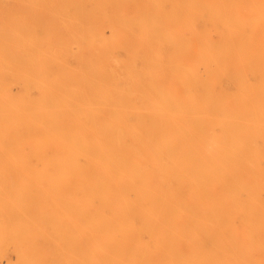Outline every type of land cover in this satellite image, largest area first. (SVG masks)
I'll return each mask as SVG.
<instances>
[{
  "label": "bare ground",
  "instance_id": "bare-ground-1",
  "mask_svg": "<svg viewBox=\"0 0 264 264\" xmlns=\"http://www.w3.org/2000/svg\"><path fill=\"white\" fill-rule=\"evenodd\" d=\"M135 5L133 23H87L65 50L91 68L109 65L108 83L98 82L101 69L88 71L87 125L72 136L75 150L63 167L83 169L85 264H264L263 154L252 147L260 140L264 148V0ZM184 55L214 57L217 70L248 66L257 76L255 84L233 77L231 93L214 94L205 111L212 129L197 149L168 128L170 58ZM55 137L62 144L64 135ZM5 153V163L30 162ZM33 161L50 163L38 155ZM250 162L247 181L248 167L235 163Z\"/></svg>",
  "mask_w": 264,
  "mask_h": 264
},
{
  "label": "rangeland",
  "instance_id": "rangeland-1",
  "mask_svg": "<svg viewBox=\"0 0 264 264\" xmlns=\"http://www.w3.org/2000/svg\"><path fill=\"white\" fill-rule=\"evenodd\" d=\"M135 6V0H0V264H85L83 169L63 167L75 150L68 143L83 133L78 127L87 125L88 71L101 69L98 82L108 83L109 65L91 68L86 58L77 62L65 50L87 23H133ZM172 60L182 63L176 69ZM212 60L170 58L167 88L174 101L169 104V134L178 135V141L188 139L187 149H197L202 134L212 129L205 111L214 94L231 93L236 76L257 82L248 66L222 65L217 70ZM110 68L114 71V64ZM179 79L185 83L181 89ZM5 130H12L14 137L6 138ZM60 134L63 145L55 137ZM252 147L263 154L258 166L264 168L261 141L255 140ZM7 150L30 162L5 163ZM36 155L50 163H35ZM245 166L249 170L253 164L235 163L236 168ZM250 175L249 170L247 181Z\"/></svg>",
  "mask_w": 264,
  "mask_h": 264
}]
</instances>
